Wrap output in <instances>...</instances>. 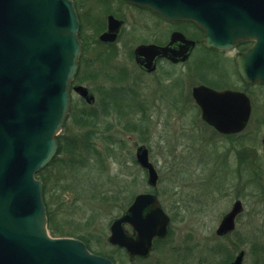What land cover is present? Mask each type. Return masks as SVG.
Returning a JSON list of instances; mask_svg holds the SVG:
<instances>
[{
  "label": "rangeland",
  "instance_id": "374dc122",
  "mask_svg": "<svg viewBox=\"0 0 264 264\" xmlns=\"http://www.w3.org/2000/svg\"><path fill=\"white\" fill-rule=\"evenodd\" d=\"M72 1L81 19L78 38L82 52L80 69L71 87L87 86L98 99L95 107H89L73 94L71 116L60 136L64 143L81 136L83 131L75 124L74 117L80 119L96 114L100 123L98 129L110 127L112 134L109 135L114 137L109 139L116 142L112 144H117L118 148L114 153L117 161H110L106 159L110 150L101 140L97 141L98 152L106 161V173L99 169L90 175L71 165L55 167V162L67 161L65 155L58 152L52 163L36 174V179L40 180L38 174L44 172L43 177L58 186L48 196L52 199L54 219L73 226H85L95 210L96 219L90 228H81L84 230L75 232L76 237L56 238L80 240L79 237H83L91 244L90 252L111 256L117 261L111 260L114 264H223L228 260L230 263L240 251L245 252L244 264H264V85L245 86L234 61L238 53L245 52L253 43L242 42L226 52H215L199 44L189 64L168 69L162 63L158 73L148 77L132 68L135 63L133 59L130 61V52L146 39L147 34L159 28V21L148 13L124 9L123 0ZM112 14L127 22L113 46L98 40L102 30L106 29L107 17ZM185 24L194 28L187 30L185 25H179L182 30L186 29L183 31L189 38L201 37L198 26L190 22ZM168 36L166 31L162 40L166 41ZM111 48L113 52H108ZM102 56L109 59L110 68L98 66L97 60ZM89 62H92L91 68H88ZM103 72L110 76L114 74L113 79H109L110 84L105 83ZM80 78H88V81L82 82ZM201 80L222 87L217 90L241 91L250 97L253 111L245 133L224 138L203 123L191 95L194 87L203 85ZM113 87L123 88L122 92L136 98L132 105L139 114L137 119H122L118 114L112 115L113 112L110 115L103 106L104 92ZM126 127L131 128V134L123 132ZM140 145L149 149L150 161L160 176L154 192L174 221L169 238L159 244L150 259L138 258L130 262L124 250L107 241L111 224L129 206L111 213L112 205L98 207L95 198L101 192H118L125 204L129 200L132 203L137 195L151 191L147 188V174L135 159L136 148ZM257 153L262 161H259L261 169L256 175V168L253 164L250 168L248 161H253ZM82 158L86 159V156ZM63 181H68L69 189L75 194L66 193V200L61 189ZM237 199L242 201L244 212L236 222L234 233L218 240L215 232ZM48 231L52 236L49 220Z\"/></svg>",
  "mask_w": 264,
  "mask_h": 264
},
{
  "label": "water",
  "instance_id": "95a60500",
  "mask_svg": "<svg viewBox=\"0 0 264 264\" xmlns=\"http://www.w3.org/2000/svg\"><path fill=\"white\" fill-rule=\"evenodd\" d=\"M126 1L168 21L197 24L210 49L225 52L254 42L237 55V69L245 83L264 84V0ZM121 26L109 17L100 41L115 43ZM79 30L72 0H0V264H114L78 239L50 236L43 184L36 179L59 152L57 137L69 115L70 86L79 70ZM175 42L181 44L179 51L172 48ZM194 45L175 34L167 47L139 46L136 58L144 60L140 67L152 72L159 56L186 61ZM74 91L87 104L95 103L86 87L76 86ZM192 97L202 121L218 133L235 135L246 129L252 112L246 94L201 85ZM136 161L148 171L149 186L155 187L158 173L146 146L137 148ZM242 212L238 201L216 234L233 233ZM169 225L158 198L140 194L114 220L107 241L125 250L131 262L146 259L154 240L167 236ZM244 258L241 251L230 264H243Z\"/></svg>",
  "mask_w": 264,
  "mask_h": 264
},
{
  "label": "trees",
  "instance_id": "16d2710c",
  "mask_svg": "<svg viewBox=\"0 0 264 264\" xmlns=\"http://www.w3.org/2000/svg\"><path fill=\"white\" fill-rule=\"evenodd\" d=\"M85 80L88 81V78L81 79L82 82ZM199 82H201L204 85L210 86L214 89L222 88L215 84H208L204 80H201ZM122 91H123V88L121 89L111 88L110 90L105 91L104 94H106V96L104 95L103 97L104 99L102 100L104 104L103 106H105V108L108 109V111L110 112V115H111V112H113L121 116L122 119L126 117L137 119L139 117V114L138 112L134 110V107L132 105V103H134L136 98H131L127 94H123L124 96L121 97L119 94L124 93ZM74 118H75V124L77 125L78 128H80L83 131V133L81 136H76L70 142L66 140L65 143L61 139V136L58 137L59 154L65 155V157L67 158V161L61 162V163L55 162V167L61 166L63 168H66L67 165H71L73 167H79L83 172H89L90 175L93 174L95 171H98L99 169L105 171L106 173L108 171V169L105 168L106 161L104 160V158H102V156L98 152L97 141L101 140L104 143V145L107 146L108 149L110 150L109 152L110 154L109 156L106 157V159L116 162L117 159L114 153H115V149H117L118 146L117 144H112L116 142L112 140L110 141L109 139V138L113 139L112 137H114V136L109 135V134H112L111 128L109 127L107 129L100 131L98 129L100 125L99 118L96 116V114H92L90 116H82L80 119L77 117H74ZM130 129L131 128L126 127L125 130H123V132L125 134H131L132 130ZM120 147L123 149L122 146ZM84 155L86 156V159L82 158ZM43 173L44 172H41L40 174H38V178L43 182V186H44L43 197H44V203L47 209L50 230L52 231V234H53L52 236L54 237H76L77 235H75L76 234L75 232H80L84 230L81 228H86V229L90 228V226L96 219V215H94L95 210H93V214L91 218L87 219L88 222L85 226H82V225L73 226L74 224L71 225V223H63L62 221H58L57 219H54V215L52 213V207L50 203V200L52 199L49 198L48 196L51 193V191L54 189L56 190L58 186L57 184L55 185L54 183L51 184L50 180H47L46 177H43ZM63 182H64V185L62 186L61 189L64 195V200H66V197H65L66 193L69 194V192H71L73 193V195L75 194L69 189L70 185L68 184V181H63ZM110 193L101 192L98 195V197L95 198V200H97L98 207L99 206L104 207V205L110 204L112 205L111 207V213H112L117 209L119 210V212L122 210H125L126 207L131 204L132 200L131 201L129 200L127 203L122 204L123 199L117 194L118 192L112 193V194ZM75 200L77 202H80L79 199L77 198ZM79 239L82 240L86 244L89 250H91L90 248L91 244L88 240H86L83 237H79ZM105 257L117 263L115 258L111 256H105ZM227 262H229V260L223 264H228Z\"/></svg>",
  "mask_w": 264,
  "mask_h": 264
},
{
  "label": "flooded vegetation",
  "instance_id": "af4514ba",
  "mask_svg": "<svg viewBox=\"0 0 264 264\" xmlns=\"http://www.w3.org/2000/svg\"><path fill=\"white\" fill-rule=\"evenodd\" d=\"M77 7V6H76ZM124 9H127V8H130V9H134V10H139L140 12H145V13H148L150 16H152L153 18H155L157 21H159V28L158 29H156V30H152V33L151 34H147V36H145V40L144 41H142L139 45H137L133 50H131V52H130V54H131V57H130V61L133 59V62L135 63V66L133 67L132 66V68L134 69V70H137L138 72H140L142 75H144V76H152V75H155L156 73H158V71H159V68L161 67V64L162 63H165L166 64V67L168 68V69H174V68H176L177 66H181V65H184V64H189V62H190V60H191V58L193 57V54H194V52L196 51V49L198 48V45L199 44H202V37H203V33H201L202 35H201V37L198 39V38H196V39H193V38H189L188 36H187V34L186 33H184V31L186 30V29H181L180 27H179V25H182V27H183V25H185L184 27H186V28H188L187 30H192V29H194V28H189L187 25H190V24H185L186 22H182V23H179V22H169V21H167V20H165V19H163L160 15H158V14H156V13H154V12H152L151 10H149V9H146V8H140V7H137V6H135V5H132V4H129V3H127L125 0H123V6H122ZM78 16H79V13H78ZM109 16H112V17H114V18H116L118 21H121L123 24H126L127 22H126V19H124V18H117L116 17V15H109ZM108 16V17H109ZM108 17H107V26H106V29L105 30H102V33H101V35L99 36V42H100V37L102 36V34H104V33H106L107 31H108ZM79 19H80V16H79ZM81 20V19H80ZM125 22V23H124ZM81 23V22H80ZM122 28H123V25H122V27H121V30H120V32H119V35H118V39H119V37H121V35H122ZM168 30H167V29ZM196 30V29H195ZM168 32L169 33V36H168V38H167V40L166 41H163L162 40V35H163V33H165V32ZM175 34H181V35H183L185 38H186V40H188V41H191V42H194L195 43V46H194V49H193V51H191V53L189 54V58L186 60V61H181L180 59H177L178 61L177 62H175V61H173L172 60V58H168V57H165V56H159L158 58H156L155 60H154V62H153V64H154V70L152 71V72H149V71H147L146 69H143L142 67H140V65H139V62H143L144 60L143 59H137L136 58V49H137V47L138 46H141V45H155V46H158V47H161V48H164V47H167L171 42H172V39H173V36L175 35ZM102 43V42H101ZM102 44H104V45H112L113 46V44L112 43H102ZM203 45V44H202ZM111 46V47H112ZM180 46H181V44H180V42H175L174 43V45H173V47L172 48H174L175 49V51H179V48H180ZM113 50L114 49H108V52H113ZM101 51H104V50H101ZM106 51V50H105ZM103 57V56H102ZM175 58H177V57H175ZM179 58V57H178ZM97 62H98V66L99 67H101L102 68V65L104 66V68H110V66L112 65L111 64V62L109 61V59L108 58H98V60H97ZM102 62H104L103 64H102ZM110 63V65L108 66V64ZM92 65V62H89L88 63V68H91L90 66ZM112 72H114V71H112ZM114 74H112L111 76H113ZM102 76L106 79V84H110L111 83V81L109 80V79H113V77H111L110 76V74L108 75L107 73H105V72H103L102 73ZM89 78V77H88ZM90 79V78H89ZM99 79V78H98ZM176 81V80H175ZM243 82V81H242ZM245 86H246V84H244ZM75 86H77V85H74V86H72V88H71V98H72V96H73V94H75L74 93V87ZM83 86V85H82ZM87 87V86H86ZM88 89H89V91H90V93L95 97V103H94V105L93 106H95L96 104H97V99H98V96L96 97V95L91 91V89L89 88V87H87ZM113 88H119V89H121L120 87H113ZM123 94H125V93H122V95ZM124 96V95H123ZM81 99V98H80ZM82 100V99H81ZM84 102V101H83ZM135 109V108H134ZM136 111V110H135ZM112 115H116L115 113H113ZM69 117H70V115H69ZM250 124H251V118H250V120H249V123H248V126H247V128L241 133V134H239V135H233V136H221V137H224V138H230V137H235V136H241L243 133H245L247 130H248V127L250 126ZM242 140V139H241ZM262 144L264 145V137H263V139H262ZM259 161H262V158H258V153L256 154V156H255V158H254V160L253 161H251V162H249L248 161V164H249V166H250V168H251V166H252V164L254 165V168H256V175H257V173H258V170L259 169H261V166H260V164H259ZM146 174H147V178H146V181H147V185H148V180H149V177H148V172H147V170H144V169H142ZM239 170H240V172H241V168H239ZM158 172V171H157ZM261 173V172H260ZM159 181H160V176H159V180H158V184H159ZM158 184L155 186V187H153V188H151V187H149V185L147 186V188L149 189V190H151V191H147L146 193H144V194H154L155 196H157L158 197V199H159V201H160V204H161V206H162V208H163V210H164V212L169 216V218H170V226H169V231H168V235H167V237L165 238V239H155L154 240V251H153V253L150 255V257L149 258H147V259H144V260H148V259H150L151 258V256L155 253V251H157L158 250V248L160 247V245L159 244H161V243H164L165 242V240L167 239V238H169V236H170V232H171V227H172V224H173V221H174V218H173V216L169 213V211H167V209H166V207H165V205L163 204V202H162V200L160 199V197H159V195L157 194V193H155L154 191L157 189V187H158ZM237 201H240V202H242L240 199H237L234 203H233V205L237 202ZM233 205H232V207H233ZM240 217V216H239ZM238 217V218H239ZM238 218L236 219V222H237V220H238ZM130 232L132 233V231L130 230ZM217 232V231H216ZM216 232H215V236H216V238L218 239V240H222V239H226V238H228L230 235H232V233H230V234H228V235H226V236H223V237H220V236H218L217 234H216ZM140 259V258H139ZM233 261V260H232ZM231 261V262H232ZM230 262V263H231ZM230 263H228V264H230ZM198 264H203V263H198Z\"/></svg>",
  "mask_w": 264,
  "mask_h": 264
}]
</instances>
